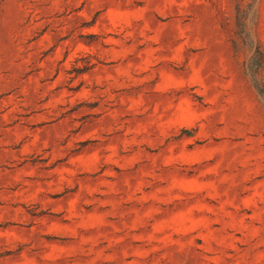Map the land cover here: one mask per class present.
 I'll return each instance as SVG.
<instances>
[{
	"label": "rangeland",
	"instance_id": "374dc122",
	"mask_svg": "<svg viewBox=\"0 0 264 264\" xmlns=\"http://www.w3.org/2000/svg\"><path fill=\"white\" fill-rule=\"evenodd\" d=\"M0 264H264V0H0Z\"/></svg>",
	"mask_w": 264,
	"mask_h": 264
}]
</instances>
